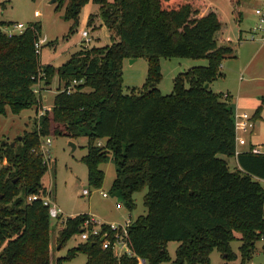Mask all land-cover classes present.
I'll return each mask as SVG.
<instances>
[{
  "label": "trees",
  "instance_id": "obj_1",
  "mask_svg": "<svg viewBox=\"0 0 264 264\" xmlns=\"http://www.w3.org/2000/svg\"><path fill=\"white\" fill-rule=\"evenodd\" d=\"M91 1L100 5L111 43L82 48L58 68L42 63L44 45L36 48L41 22L13 35L0 27V119L7 107L16 115L36 109L31 130L14 146L0 144V161H8L0 167V264H64L80 253L87 256L86 264H137L138 257L147 264H211L214 250L227 260L237 257L231 245L236 234L247 264L264 237V152H253L251 145L237 153L229 95L210 87L223 75V60L235 56L223 15L206 0H57L58 10L64 8V18L72 21L68 36ZM232 3L239 17L240 1ZM174 57L207 64L179 73L172 92L163 94L157 87L161 60ZM131 58H145L148 75L141 87L126 90L123 63ZM43 71L48 86L56 75L59 83L52 107L40 115L43 100L34 86ZM75 80L79 84L68 94ZM262 107L252 120L260 119ZM49 136L87 137L82 161L95 188L103 186L101 164L112 156L116 178L110 191L129 210L137 206L135 193L146 189L147 213L129 227L134 256H117L102 247L100 238L54 256L56 224L43 201L51 195L44 184L49 167L35 151ZM220 155L235 159L233 168ZM32 195L38 197L28 200ZM87 217H69L59 228L60 249L79 235ZM171 241L179 243L175 259Z\"/></svg>",
  "mask_w": 264,
  "mask_h": 264
},
{
  "label": "rangeland",
  "instance_id": "obj_2",
  "mask_svg": "<svg viewBox=\"0 0 264 264\" xmlns=\"http://www.w3.org/2000/svg\"><path fill=\"white\" fill-rule=\"evenodd\" d=\"M241 1L242 6L240 9L243 13V18L239 20L232 0H212L219 8L217 6L214 7L220 11L226 21L227 35L234 41L235 50L241 46L242 57L225 59L224 64L229 63L232 66L230 69H222L226 77H218L213 84H210V87L218 93L222 92L223 94L229 93L232 95V99H229V101L236 113L244 118L242 120L244 121L253 117L256 110L253 106H257L263 101L264 58L261 54L258 57H253L256 46L263 40L259 38L250 40V35L251 29L258 23L255 9L261 7L264 3L255 0ZM64 15L65 9L58 10L57 0H54V2L53 0H0V22L11 23L10 25L2 26L6 32L15 34L22 32L31 22L42 23V42L44 46L41 59L43 64H52L58 68L73 53L82 48L100 47L111 43V32L101 18L99 4L91 1L82 8L79 25L70 36L68 34L72 21L66 20ZM90 16L92 17L91 20H89ZM16 24L21 25V28H16L14 26ZM83 29L88 30L92 36L90 45L82 38L81 32ZM261 34L259 33L258 36ZM206 64V59L163 58L161 61L163 78L157 87L163 94H169L173 90L174 78L179 73L187 71L194 66ZM243 66H245L246 70L241 71ZM147 75L148 62L145 58H138L133 63L130 62V59L124 61L123 80L126 90L129 87L142 86L147 79ZM241 77L243 80H241ZM58 83L59 79L56 75L52 84L50 86L46 85L48 88H44L43 104L45 107L53 105ZM35 111V108L25 109L16 115L10 107H7V113L1 116L0 119V144L1 141L13 142L17 137L22 136L26 130H31L36 114ZM262 114L264 116V111ZM248 130L245 136L252 137V140L258 142L264 149V119L252 120ZM50 137L52 138V143L48 148L42 145L37 148L36 152L43 153L46 151V155H50L52 158L51 165H49L44 176V184L51 191L53 201L64 211L65 216L90 213L100 222L124 223L129 218L134 220L138 216L147 213V208L144 205L146 189L135 193L134 198L137 206L134 210H129L126 202L118 193L110 191L116 178V167L112 156L107 162L101 164V169L105 172L103 186L95 188L90 186L88 182V168L82 161V157L87 154V137L82 136L75 140L64 136ZM47 149L50 151L47 152ZM220 156L228 159L231 168H233L235 159L228 158L225 155ZM4 165H8L6 159L0 161V167ZM85 188L91 191L90 195L83 194V189ZM104 192L108 193L109 196L104 197ZM28 200H31L30 197ZM51 222L52 224L55 223L54 220H51ZM55 226L51 243L53 254L58 257L65 255L68 249L76 246L82 239L78 234L74 235L60 249L62 246L58 244L59 227ZM236 236L237 239L231 245L237 257L227 260L218 250H214L211 253V264H242L239 250L241 245L240 234H236ZM178 245L179 243L176 241H171L168 244L172 259L176 257ZM86 261L87 256L80 253L64 264H86ZM247 264H264V237L256 242L253 257Z\"/></svg>",
  "mask_w": 264,
  "mask_h": 264
},
{
  "label": "built area",
  "instance_id": "obj_3",
  "mask_svg": "<svg viewBox=\"0 0 264 264\" xmlns=\"http://www.w3.org/2000/svg\"><path fill=\"white\" fill-rule=\"evenodd\" d=\"M255 14L258 17V23L251 29V35L250 40H255L256 38L262 39L264 41V4L261 7H257L255 9ZM16 28H21V25H14ZM2 29L3 27L0 26ZM4 30V29H3ZM5 31V30H4ZM8 33V32H7ZM259 33H262L260 36H258ZM9 35H13V33H8ZM82 38L84 41L87 42L88 45H90V41L92 40V36L90 35L89 31L86 29H83L81 32ZM263 35V36H262ZM43 46L42 38L39 42L36 43V48L38 50L41 49ZM82 83V81L80 82ZM79 84L78 81H74L70 87H68L67 92L68 94H71L75 87ZM46 72H41L39 81L34 86V92L37 95H41L43 100V91L46 87ZM228 95H225L227 97ZM45 109H50L49 107H45L43 104V108L40 110V115L44 113ZM244 118L237 114V121L235 122L236 126V141H237V131L240 130H247L251 124L252 118L246 119L242 121ZM44 140L42 142V145L48 148V146L52 143V138L46 137L45 143ZM37 150V149H36ZM35 150V151H36ZM50 151L47 149V152ZM253 152L260 153L261 151L257 148H253ZM43 156L44 163L49 167L51 165L52 158L50 155H46V151L41 153ZM84 195H90L91 191L88 189H83ZM104 197H108L109 194L104 192ZM38 197V195H32L30 196L31 200H34ZM44 205L49 208V214L51 217V220H54L55 223L59 228L64 227L65 222L69 217H75V216H65L64 211L53 201L50 194L47 196H44L43 198ZM120 206V204H118ZM132 219L129 218L124 223H106V222H100L98 221L94 215L88 214V217L84 220V222L81 225V231L79 233L80 238L83 241H86L90 238H100L102 241V247L103 248H112L117 254V256H121L123 254H127L129 256H134V252L130 248L129 243V227L132 223ZM137 264H147V261L141 257H138V263Z\"/></svg>",
  "mask_w": 264,
  "mask_h": 264
},
{
  "label": "crops",
  "instance_id": "obj_4",
  "mask_svg": "<svg viewBox=\"0 0 264 264\" xmlns=\"http://www.w3.org/2000/svg\"><path fill=\"white\" fill-rule=\"evenodd\" d=\"M240 1V5H239V17H238V19L239 20H242V18H243V13H242V11H241V9H240V7L242 6V1L241 0H239ZM251 1H253V0H251ZM255 1H258V2H260V3H264V0H255ZM206 2L209 4V5H211V6H217L216 4H214L213 2H212V0H206ZM90 3V2H89ZM218 7V6H217ZM219 8V7H218ZM240 34H242V33H240ZM225 37L227 38V39H229V40H231L233 43H234V41L227 35V30H226V32H225ZM247 40V39H246ZM245 42H247V41H245ZM110 44V43H109ZM240 44V43H239ZM106 45H108V44H106ZM240 48H241V46H239L238 48H237V50H235V52H234V58H239V57H242V50L240 51ZM242 49V48H241ZM259 54H261V56H263V58H264V41H260V44L258 45V46H256V49H255V52H254V54H253V57H258L259 56ZM229 58H233V57H229ZM228 59V58H227ZM138 60V59H137ZM162 61V60H161ZM198 66H203V65H198ZM232 65H230L229 63H225L224 64V60H223V62H222V64H221V72L223 73V75L222 76H220V77H226V74H225V72H223L222 71V69L224 70V69H230V67H231ZM195 67V66H194ZM246 67H247V65H246ZM244 71V70H246V68H245V66H243L242 67V69H241V71ZM251 79V78H250ZM241 80H243L242 79V77H241ZM249 80V79H248ZM214 83V81L211 83V84H213ZM134 87H136V86H134ZM141 87V86H140ZM129 88H132V87H129ZM215 91V90H214ZM216 92V91H215ZM222 93V92H221ZM264 93V91L262 92V94ZM225 95H229V99H232V95H230L229 93H225ZM263 96V98H264V95H262ZM259 106H263L262 107V112L264 111V104L262 103V101L259 103V104H257V106H253L254 108H258ZM49 108H51L52 106H48ZM234 108V107H233ZM248 110V109H247ZM253 111V110H252ZM256 111V110H255ZM255 113V112H254ZM263 114L261 113V116H260V119H264V116H262ZM234 119H235V122L237 121V113H236V111H235V109H234ZM249 130L247 129V130H240V131H237V142H236V149H237V153H241V152H243V151H248V150H250V146L251 145H253L254 146V148H257V149H259L261 152H264V149L260 146V144L258 143V142H254L253 140H252V137H248V136H245V133H247ZM253 150V149H252ZM46 186V185H45ZM87 214H90V213H87Z\"/></svg>",
  "mask_w": 264,
  "mask_h": 264
},
{
  "label": "water",
  "instance_id": "obj_5",
  "mask_svg": "<svg viewBox=\"0 0 264 264\" xmlns=\"http://www.w3.org/2000/svg\"><path fill=\"white\" fill-rule=\"evenodd\" d=\"M53 2H54V0H53ZM137 60V58H131L130 59V62L131 63H133V62H135ZM205 87H209V83H207L206 85H205ZM22 137L21 136H19V139H21ZM6 141H3V143H5ZM15 145V141H13L12 142V146H14ZM73 146L75 147V145L73 144Z\"/></svg>",
  "mask_w": 264,
  "mask_h": 264
}]
</instances>
